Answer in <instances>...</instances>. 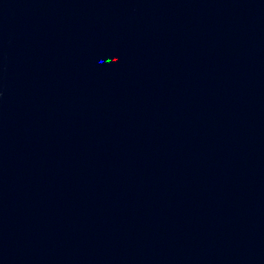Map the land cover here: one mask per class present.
Wrapping results in <instances>:
<instances>
[{
	"label": "water",
	"instance_id": "1",
	"mask_svg": "<svg viewBox=\"0 0 264 264\" xmlns=\"http://www.w3.org/2000/svg\"><path fill=\"white\" fill-rule=\"evenodd\" d=\"M0 264H264V0H0Z\"/></svg>",
	"mask_w": 264,
	"mask_h": 264
}]
</instances>
